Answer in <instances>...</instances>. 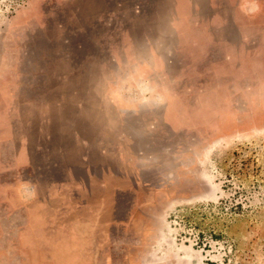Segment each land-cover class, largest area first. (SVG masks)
<instances>
[{
  "label": "rangeland",
  "instance_id": "374dc122",
  "mask_svg": "<svg viewBox=\"0 0 264 264\" xmlns=\"http://www.w3.org/2000/svg\"><path fill=\"white\" fill-rule=\"evenodd\" d=\"M0 264H264V0H0Z\"/></svg>",
  "mask_w": 264,
  "mask_h": 264
}]
</instances>
